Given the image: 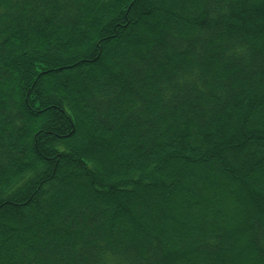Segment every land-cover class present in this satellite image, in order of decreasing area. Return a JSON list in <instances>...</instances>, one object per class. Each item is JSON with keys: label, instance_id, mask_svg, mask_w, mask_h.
Returning a JSON list of instances; mask_svg holds the SVG:
<instances>
[{"label": "trees", "instance_id": "obj_1", "mask_svg": "<svg viewBox=\"0 0 264 264\" xmlns=\"http://www.w3.org/2000/svg\"><path fill=\"white\" fill-rule=\"evenodd\" d=\"M190 9L188 0H0V70L9 73L0 264H45L46 250L55 253L47 264H264V0H200L195 18ZM209 13L227 15L229 30L200 66L199 44L182 56L173 45L201 31ZM241 58L250 79H233ZM137 65H147L144 80L124 92ZM181 68L190 91L176 103L170 82ZM197 68L211 84L194 78ZM41 70L68 77L71 152L53 151L56 136L37 131L53 113L28 111L35 76H26ZM104 90L124 94L115 110L97 112L90 99ZM137 93L150 103L128 119Z\"/></svg>", "mask_w": 264, "mask_h": 264}, {"label": "snow or ice", "instance_id": "obj_2", "mask_svg": "<svg viewBox=\"0 0 264 264\" xmlns=\"http://www.w3.org/2000/svg\"><path fill=\"white\" fill-rule=\"evenodd\" d=\"M189 4L191 5L190 14L195 18L198 14L196 11L197 5L199 4L200 0H188ZM229 0H210V3L213 5H223L228 3ZM129 3H132V0H129ZM134 6V4H133ZM229 18L227 15L219 14L213 15L209 13V18L207 23L203 25L201 31H199L195 36L189 38L184 37L182 39L176 40L174 42V49L177 55L182 56L184 49L187 48L189 45L199 44L201 48V55L197 59L196 63L200 66H203L205 62L210 59L209 48L210 46H214V42L220 40L222 36L226 34L228 29V21ZM42 25L39 23L33 25V31L37 35L41 33ZM116 33L113 34L112 38H115ZM6 38H0V60H3L8 53L4 50V41ZM103 43L101 39L98 42L97 47L99 48V44ZM224 46H228L227 42ZM28 49L25 48V52L27 53ZM36 56L40 55L39 49H35ZM100 51H103L100 48ZM170 57L165 53L164 55L156 56L155 60V68H159L160 64L165 61L169 60ZM241 68V74L238 76H234L233 79H250L254 72H250L247 67H245L243 58L238 61ZM147 69V65H137L135 69H133V74L129 76L127 80L128 87L124 89V92L131 91L134 87V81H143L144 80V72ZM261 72H264V59H262L261 63ZM181 75L177 76L176 79H173L170 84L171 85H178L177 91H179V95L175 97L176 103H181L184 99L188 97L185 93L189 92L190 90L186 87L189 83L188 79L185 75H183V68L180 70ZM35 76V82L29 85L30 89L35 90V94L33 96V92L29 91L28 95L33 96L32 101L28 105V111H32V105H35L37 119L40 116H44L45 112H51L54 116L46 117L44 121H40V127L37 128L38 132H44V129L47 128L48 131L45 133L47 136L55 135L56 139L49 141L53 151L58 153H66L71 152L76 147V143L73 141L72 143H67V141L71 140L72 135L75 134V127L74 121L72 120V116L76 115L75 112H69L68 108L72 105L65 99L64 93L68 90V77L61 76L55 72H49L46 70H41L40 72H30L27 74L26 79H33ZM46 76H51V80L45 79ZM194 78L199 79L201 83H209L211 84L212 81L208 80L205 81L201 71L199 68L195 70ZM9 79V73L7 71L0 70V93L4 91V85ZM264 82V81H262ZM170 85L168 83L162 84L158 91L161 93L164 99H168V90ZM224 89L223 95L227 97L229 100L233 93L231 91V81H228L227 84L222 85ZM52 89V90H50ZM107 91L104 90L100 91L95 97L90 99V107H93L95 111L100 112L103 110H107L108 108H115L121 103L120 97L123 96V92L121 93H113L112 95H107ZM154 99L155 97H151ZM129 103H135V107L129 110L128 119H140V114L144 112V109L150 103V99L144 98L139 93L136 94V100H129ZM43 105V107H41ZM61 142L58 146L57 142ZM2 162H0V168H2ZM99 219H103L100 217ZM99 222V220L97 221ZM66 254H72V248L70 246H65L64 249ZM261 251L264 253V241L261 242ZM55 257V253H50L47 250L45 251L44 255L41 256V260L45 261V264L48 262L49 256ZM54 264H62V260L54 261Z\"/></svg>", "mask_w": 264, "mask_h": 264}]
</instances>
